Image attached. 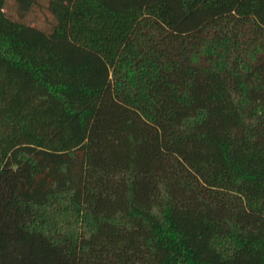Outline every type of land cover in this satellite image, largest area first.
<instances>
[{
  "label": "trees",
  "instance_id": "1",
  "mask_svg": "<svg viewBox=\"0 0 264 264\" xmlns=\"http://www.w3.org/2000/svg\"><path fill=\"white\" fill-rule=\"evenodd\" d=\"M4 5L0 264H264V0Z\"/></svg>",
  "mask_w": 264,
  "mask_h": 264
},
{
  "label": "rangeland",
  "instance_id": "2",
  "mask_svg": "<svg viewBox=\"0 0 264 264\" xmlns=\"http://www.w3.org/2000/svg\"><path fill=\"white\" fill-rule=\"evenodd\" d=\"M46 0L29 5L28 0H5L4 12L12 18H20L31 25L47 29L50 26L51 15L45 7Z\"/></svg>",
  "mask_w": 264,
  "mask_h": 264
}]
</instances>
